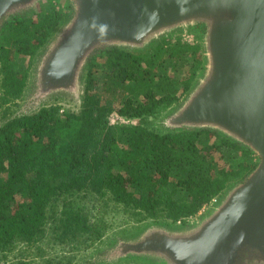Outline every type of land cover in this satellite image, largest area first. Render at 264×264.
Returning <instances> with one entry per match:
<instances>
[{"label": "trees", "instance_id": "1", "mask_svg": "<svg viewBox=\"0 0 264 264\" xmlns=\"http://www.w3.org/2000/svg\"><path fill=\"white\" fill-rule=\"evenodd\" d=\"M46 5L37 18L11 14L0 23V256L8 264H34L26 251L39 242L89 249L107 235L110 213L137 224H187L255 170L259 157L246 144L149 122L171 116L197 86L201 24L187 31L195 44L178 32L143 51L102 46L89 57L76 110L51 102L14 115L31 70L71 20L68 10ZM113 114L137 122L114 126Z\"/></svg>", "mask_w": 264, "mask_h": 264}, {"label": "water", "instance_id": "2", "mask_svg": "<svg viewBox=\"0 0 264 264\" xmlns=\"http://www.w3.org/2000/svg\"><path fill=\"white\" fill-rule=\"evenodd\" d=\"M75 11L42 62L38 97L81 96L89 57L102 46L143 51L163 36L205 26V69L164 123L208 129L246 144L259 164L187 235L151 234L134 253L166 252L174 264H264V0H65ZM40 0H0V23ZM148 237V236H147Z\"/></svg>", "mask_w": 264, "mask_h": 264}, {"label": "rangeland", "instance_id": "3", "mask_svg": "<svg viewBox=\"0 0 264 264\" xmlns=\"http://www.w3.org/2000/svg\"><path fill=\"white\" fill-rule=\"evenodd\" d=\"M55 6L59 9H65L69 11L70 19L74 16L75 11L72 9L71 5L65 0H57L54 2ZM47 2L39 3L33 9L28 11V15L37 18L40 13L45 12L47 9ZM66 26V25H65ZM65 28V27H64ZM64 28L60 29L61 33L54 36L51 45H56L59 36L63 33ZM59 31V32H60ZM58 32V33H59ZM197 41V39H196ZM50 45V46H51ZM50 46L46 53H49ZM45 53V55H47ZM46 57V56H45ZM43 58V61L45 59ZM19 63L16 60L17 66H23V60L19 59ZM42 61V62H43ZM41 63V62H40ZM40 70V65L34 66L31 70L29 86L26 91V95L22 101H19V106L13 107L14 115H19L21 113H28L39 109L43 104L51 102H60L59 105L63 110L73 109L76 110L79 107L80 99L76 100L71 95H51L48 97H38L36 92L37 81L39 80L38 74ZM41 99L40 103L36 104V100ZM186 99V98H185ZM184 99V100H185ZM176 108V107H175ZM2 107L0 106V126L3 123L2 119ZM172 111V110H171ZM171 111L161 115L158 119H152L149 122L155 128L163 129L162 125ZM111 117V124L114 126L118 125H133L136 124V120L127 122H122L116 115L113 114ZM109 117V118H110ZM110 121V120H109ZM118 209L116 207L112 208ZM199 216V215H198ZM197 216V217H198ZM195 217V218H197ZM108 221L110 224V229L105 236V238L95 244L93 247L83 250L81 246L76 243H64L56 244L49 241L35 243L26 253L29 255L30 259L34 261V264H151L144 261H138L137 258L116 259L112 256L110 250L115 245L116 241L119 239H131L138 236L139 233L143 232L148 226L156 222L144 221L142 223H132L128 220V217L121 212L110 213L108 216ZM194 221V218L189 220L188 223ZM161 223V222H159ZM0 264H8L2 256H0Z\"/></svg>", "mask_w": 264, "mask_h": 264}, {"label": "flooded vegetation", "instance_id": "4", "mask_svg": "<svg viewBox=\"0 0 264 264\" xmlns=\"http://www.w3.org/2000/svg\"><path fill=\"white\" fill-rule=\"evenodd\" d=\"M55 1H57V0H40V3H44V2L50 3V2H55ZM31 9H33V7L15 8L14 10H12L7 15L9 16L11 14H23V13H27ZM74 15H75V13H74ZM62 29H61V31H62ZM197 29H198L197 31L202 30V28L200 26ZM61 31L57 34L59 35L61 33ZM54 47H55V45L50 46L49 53L52 51V49ZM49 53L48 54L46 53L47 55H45L46 56L45 59L48 57ZM39 83H40V81L38 80L37 81V87H36L37 93H39V91L41 89V86ZM40 100L41 99L36 100V104L40 103ZM214 208H215V206L211 207L207 212H205L202 215H199L197 218H194V221L187 223V224L179 223L177 225H172V224L167 225V224H163V223H153L152 225L148 226L143 232L139 233L138 236H136L134 238L119 239L118 241H116L115 245L110 250V253L112 256L116 257L115 260L116 259L117 260L118 259H125L126 257H128V258H137L138 260H145L151 264H174L168 258V255L166 252L148 251V252H145L144 254L138 255V253L132 252L131 251L132 249H130L129 247L143 243L144 241L147 240V238H149L151 236V234H157L158 235L157 238H155L153 240H157V239H160L162 237L171 239L172 237L184 236V234L187 235L193 228H195L197 225H199L201 223V221L205 217H207L212 212V210ZM239 264H262V263H260L257 259H251V258H249V256L244 255L241 258V261Z\"/></svg>", "mask_w": 264, "mask_h": 264}, {"label": "built area", "instance_id": "5", "mask_svg": "<svg viewBox=\"0 0 264 264\" xmlns=\"http://www.w3.org/2000/svg\"><path fill=\"white\" fill-rule=\"evenodd\" d=\"M181 36H182V40H183V42H186V43H188V44H195V43L197 42V41H196V36H195V34H193V33H191V32H187V31L182 32ZM114 115H116V117L119 118L122 122H127V123H128L129 121H131V120L125 119L123 116H120V115H118V114H114ZM112 116H113V115H112ZM110 121H111V119H110ZM111 123H112V122H111ZM217 204H218V199H214V200L212 201L211 204L206 205V206L201 210V212L199 213V215L204 214L205 212H207L208 209H210V208L213 207V206H216Z\"/></svg>", "mask_w": 264, "mask_h": 264}]
</instances>
